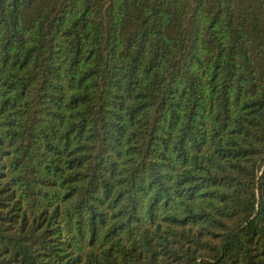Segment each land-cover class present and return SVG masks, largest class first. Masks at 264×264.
Returning a JSON list of instances; mask_svg holds the SVG:
<instances>
[{
    "label": "trees",
    "instance_id": "1",
    "mask_svg": "<svg viewBox=\"0 0 264 264\" xmlns=\"http://www.w3.org/2000/svg\"><path fill=\"white\" fill-rule=\"evenodd\" d=\"M0 264H264V0H0Z\"/></svg>",
    "mask_w": 264,
    "mask_h": 264
}]
</instances>
